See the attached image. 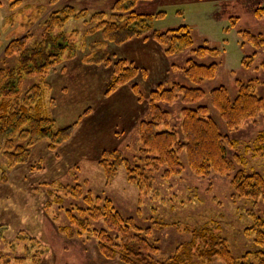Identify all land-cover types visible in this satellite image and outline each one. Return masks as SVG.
Instances as JSON below:
<instances>
[{
	"label": "rangeland",
	"instance_id": "374dc122",
	"mask_svg": "<svg viewBox=\"0 0 264 264\" xmlns=\"http://www.w3.org/2000/svg\"><path fill=\"white\" fill-rule=\"evenodd\" d=\"M77 1L58 0L51 4L49 0H19L10 6L12 0H0V67L19 65L18 53L7 54L12 42L26 36L25 46L30 49L42 42L44 22L54 11L72 6L90 15H107L117 0H81L84 7ZM262 8L264 0H140L133 11L151 16L163 13L153 23L158 32L186 26L193 47L165 56L148 34L134 38L139 40V46L131 43L133 39L127 41L130 45L103 43L107 63L88 61L91 46L102 42L98 32L85 35L95 26L85 22L89 16L68 20L61 32L78 33L71 42L77 44L76 55L70 59L65 54L44 77L27 75L21 84L20 103L22 96L28 92L31 95L34 85L46 83L39 114L54 120L53 132L71 128V135L54 145L44 126L32 138L25 132L26 140L23 136L14 140L22 150L6 147L1 151L0 171L6 179L0 181V258L6 264H102L105 260L96 241L83 232L77 234L68 216L81 218L79 211L86 208V197L107 198L123 216L135 218L142 227H151L156 221L198 227L214 220L222 228L235 257L256 248L253 237L245 236L244 229L251 226L253 216L264 210V200L233 198L230 180L235 171L229 176L195 175L184 154H181L183 171L164 178V167L154 169L139 151L138 124L150 119L151 91L172 82L191 86L182 72L189 59L219 64L215 77L200 85L205 92L224 86L233 97L236 80L253 79L258 81L255 94L264 100V49H254L242 36L247 31L264 37ZM141 39L149 42L142 43ZM199 46L215 48L219 56L197 58L190 50ZM128 49L131 50L126 52ZM254 52L256 56L244 67L243 59ZM119 60L132 62L138 73L110 91L115 63ZM199 104L208 108V117L220 133L234 142L228 155L241 157L236 170L263 172L264 158L246 151L264 131L263 114L258 113L236 131H229L207 96ZM162 105L169 112V124L179 132V111L183 104L178 100ZM6 152L13 154L14 159L20 160V156L25 159L9 165L12 159ZM51 192L61 196L59 203H54ZM64 226L75 234L67 235L61 229ZM152 235L158 240L157 260L170 256L177 245L188 239L172 227L153 228ZM261 249L264 250V245Z\"/></svg>",
	"mask_w": 264,
	"mask_h": 264
},
{
	"label": "trees",
	"instance_id": "16d2710c",
	"mask_svg": "<svg viewBox=\"0 0 264 264\" xmlns=\"http://www.w3.org/2000/svg\"><path fill=\"white\" fill-rule=\"evenodd\" d=\"M19 0H12L13 6ZM58 0H49L55 4ZM140 0H117L110 13L89 14L84 10H76L66 6L54 11L44 22L45 34L38 46L26 48V36L12 42L7 50L8 55L19 54V65L16 68L0 67V153L4 148L22 150L14 140L26 133L32 138L35 133L47 126L54 145L67 140L71 135V128H63L53 132L55 122L44 114H39L47 88L46 83H37L32 87L31 95L22 96L20 103L21 84L27 75L44 77L47 72L66 54L73 58L77 53L76 42L71 43L72 37L78 35L73 32L64 35L61 29L70 19H81L89 16L85 22L94 24L85 35L98 32L102 42L91 46L89 62L106 63V50L103 43L111 42L121 45L131 39L151 34L152 39L160 45L165 56L177 54L193 47V38L186 26L167 29L158 32L154 29V21L163 13L156 15L141 14L133 11ZM149 1V0H145ZM264 14V8L260 9ZM106 15V17L104 16ZM54 31L58 33L54 34ZM252 44L256 50L264 49V37L247 31L242 36ZM197 58L219 56L218 50L207 46H199L190 50ZM256 56L245 57L244 67L250 65ZM218 63H203L189 59L182 72L191 86L172 82L168 86H158L149 95L148 107L150 119L142 120L138 124V140L140 153L147 156V164L159 169L164 167V178L178 176L183 171L181 154H184L190 169L195 175L208 176L210 173L229 176L235 171L230 180L233 198L257 202L264 200V171L247 173L236 170V163L241 164V157L234 154L231 158L228 150L234 149V142L222 135L216 123L208 117V108L199 102L209 98L211 105L217 110L227 130L236 131L247 120L263 114L264 100L257 97L255 87L258 81L247 82L236 80V93L230 97L224 86L211 89L208 93L201 88L206 80L215 77ZM138 69L132 62L119 60L115 63L110 91L132 80ZM136 91V88H134ZM180 101L183 107L179 111L180 131L177 132L169 124V112L162 104L169 105ZM56 127V126H55ZM52 131V132H50ZM40 134V132H39ZM47 137V135H46ZM18 139V138H17ZM254 157L264 158V131L260 132L252 145L246 147ZM5 153V152H4ZM12 163L22 162L24 156L14 159L13 154L6 152ZM118 161V158L115 159ZM128 168V172L132 174ZM137 176L141 177L138 173ZM0 171V181H5ZM130 180H133L132 178ZM63 187V185H62ZM73 189H76L73 188ZM54 203H59L61 196L51 192ZM85 209H79L81 218L68 215L71 224L75 226L77 234L85 233L88 239H94L99 254L105 260L102 264H211L220 261L222 264H264V210L253 216L251 226L244 229L247 237H253L256 246L251 251H245L235 257L228 241L222 235V228L214 220H209L198 227H189L179 223L162 224L153 222L151 227H142L131 216H123L116 210L107 198L86 197ZM101 226L98 228V226ZM172 227L188 236V239L175 247L173 253L163 260H157L158 240L152 235V230ZM67 235L75 234L70 227L61 228ZM1 234V230H0ZM22 262V261H20ZM0 264H6L0 258Z\"/></svg>",
	"mask_w": 264,
	"mask_h": 264
},
{
	"label": "crops",
	"instance_id": "0c3cea01",
	"mask_svg": "<svg viewBox=\"0 0 264 264\" xmlns=\"http://www.w3.org/2000/svg\"><path fill=\"white\" fill-rule=\"evenodd\" d=\"M77 2H78L79 4H82V5H80V7H84V6H85V4H84L81 0H78ZM109 3H110V2H109ZM109 3H108V4H109ZM108 4H107V5H108ZM80 7H79V8H80ZM94 7H95V5H94ZM142 40H143V41H142ZM138 41H139V40H137V39H133V40L131 41V43L134 42L133 45L139 46V43H140V42H138ZM141 42H142V43H146V42H149V41L144 40V39H141ZM128 43H130V42H127L126 45H130V44H128ZM156 44H157V43H156ZM126 45H124V47H125ZM145 45H146V44H145ZM157 45H158V44H157ZM157 47H160V45H158ZM131 48H132V47H131ZM135 49H136V48H135ZM130 50H131V49H128V50H126V52H128V51H130ZM160 52L162 53V51H160ZM133 54H134V52H132V55H133ZM149 54H150V52H149Z\"/></svg>",
	"mask_w": 264,
	"mask_h": 264
}]
</instances>
